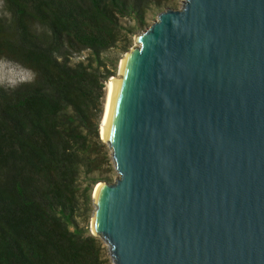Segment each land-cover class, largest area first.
Instances as JSON below:
<instances>
[{
	"label": "water",
	"instance_id": "95a60500",
	"mask_svg": "<svg viewBox=\"0 0 264 264\" xmlns=\"http://www.w3.org/2000/svg\"><path fill=\"white\" fill-rule=\"evenodd\" d=\"M137 44L92 235L113 264H264V0H184Z\"/></svg>",
	"mask_w": 264,
	"mask_h": 264
},
{
	"label": "trees",
	"instance_id": "16d2710c",
	"mask_svg": "<svg viewBox=\"0 0 264 264\" xmlns=\"http://www.w3.org/2000/svg\"><path fill=\"white\" fill-rule=\"evenodd\" d=\"M0 1V62L31 74L0 86V264H102L76 218L107 180L98 125L114 72L104 54L123 20L144 27L161 0Z\"/></svg>",
	"mask_w": 264,
	"mask_h": 264
},
{
	"label": "rangeland",
	"instance_id": "374dc122",
	"mask_svg": "<svg viewBox=\"0 0 264 264\" xmlns=\"http://www.w3.org/2000/svg\"><path fill=\"white\" fill-rule=\"evenodd\" d=\"M184 0H161V6L150 10L146 14V25L144 27H137L134 22L122 21V26H124V31L121 33L119 42L117 45L111 49L108 53L104 54V58L106 60L107 69L112 70L114 72V76H112L108 82H106V87L104 90V99L102 100V113L99 119V125H98V136L99 140L102 142V144L105 146L103 150L101 151L102 154L106 157V160L108 162L106 165L103 166L101 169V177L107 178L106 181L98 182V183H113L117 179V173L113 169V164L110 158V150L108 149V146L105 142L102 141L100 128L101 123L104 117L105 112V106L107 101V94H108V83L117 77L118 70L121 61L124 59L125 55L128 53V51L137 48V37L141 34H143L156 20L158 15L161 12H164L167 9L171 10H178L181 8ZM2 15V2L0 1V16ZM137 27V28H136ZM87 53L81 54L79 57H76L73 59V63L82 61L86 57ZM114 65V66H113ZM31 79V74L26 71L25 69L21 68L20 66L9 62V61H1L0 62V86L1 87H8V88H14L21 83L28 82ZM92 178H96L97 174L91 175ZM96 183L95 186L90 191V201L87 200H81L79 205V211L76 218V224L78 225L79 229L87 230L88 235H92V232L90 231V227L92 224L93 215L95 212V205L93 202L94 198V191L96 186L98 185ZM85 187L83 185L82 189ZM95 237V236H93ZM99 241L100 246V260L102 264H113L112 259L109 255L108 247L107 245L98 237H96Z\"/></svg>",
	"mask_w": 264,
	"mask_h": 264
},
{
	"label": "bare ground",
	"instance_id": "6f19581e",
	"mask_svg": "<svg viewBox=\"0 0 264 264\" xmlns=\"http://www.w3.org/2000/svg\"><path fill=\"white\" fill-rule=\"evenodd\" d=\"M123 62H124V59L121 61L120 63V66H119V74L121 72V69H122V65H123ZM116 79V78H114ZM114 79L111 80L109 83H108V94H107V101L105 102L106 103V106H105V112H104V117H103V120H102V123H101V128H100V133H101V137L103 139V129H104V123H105V119H106V114H107V110H108V105H109V100H110V96H111V91H112V87H113V82H114ZM100 188V185L98 184L95 188V191H94V199L96 201V193L98 191V189ZM93 222H94V218H93Z\"/></svg>",
	"mask_w": 264,
	"mask_h": 264
}]
</instances>
